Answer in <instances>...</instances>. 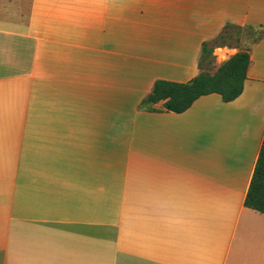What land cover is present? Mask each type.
<instances>
[{
  "label": "crops",
  "instance_id": "0c3cea01",
  "mask_svg": "<svg viewBox=\"0 0 264 264\" xmlns=\"http://www.w3.org/2000/svg\"><path fill=\"white\" fill-rule=\"evenodd\" d=\"M226 24L264 0H0V264H264V38L234 101L138 109Z\"/></svg>",
  "mask_w": 264,
  "mask_h": 264
},
{
  "label": "trees",
  "instance_id": "16d2710c",
  "mask_svg": "<svg viewBox=\"0 0 264 264\" xmlns=\"http://www.w3.org/2000/svg\"><path fill=\"white\" fill-rule=\"evenodd\" d=\"M230 31L250 37L256 35L251 43L242 48L219 67L211 66L213 60L212 47H230L227 39L231 38ZM264 38V31L260 27H238L226 24L221 33L212 41L202 44L198 67L199 74L186 83L158 80L152 91L139 104L138 109L147 112H162L154 109L153 105L163 102L165 112L180 114L188 110L201 96L218 94L223 102L228 103L237 99L243 92L248 68L250 66V47ZM214 55V54H213ZM205 64V65H204ZM207 70H204L203 67ZM244 206L264 214V137L254 166L250 185L245 196Z\"/></svg>",
  "mask_w": 264,
  "mask_h": 264
},
{
  "label": "rangeland",
  "instance_id": "374dc122",
  "mask_svg": "<svg viewBox=\"0 0 264 264\" xmlns=\"http://www.w3.org/2000/svg\"><path fill=\"white\" fill-rule=\"evenodd\" d=\"M229 34L231 35V38L227 39V43L230 45V47H228V49H231V50H237L236 48L244 49L245 47H247L251 43L252 39L256 36V35H253L250 37H246V34L245 35L241 34L239 36L240 41L236 42L237 34L235 33V31H230ZM212 48H213L212 49L213 51H212L211 59L213 60V62L211 64V66H213V67L219 66V64L226 58V56L224 55L225 53H228V55L235 53V52L227 51L226 50L227 47H225V46H220V47L215 46ZM216 49H217V51H216V53H214V51ZM203 69L207 70V68L205 66L203 67Z\"/></svg>",
  "mask_w": 264,
  "mask_h": 264
}]
</instances>
